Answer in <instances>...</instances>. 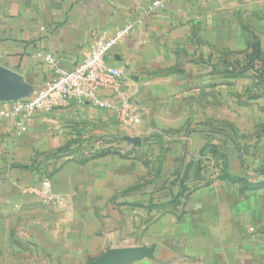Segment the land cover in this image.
<instances>
[{
  "label": "crops",
  "instance_id": "obj_1",
  "mask_svg": "<svg viewBox=\"0 0 264 264\" xmlns=\"http://www.w3.org/2000/svg\"><path fill=\"white\" fill-rule=\"evenodd\" d=\"M152 1L0 0V112L52 79L44 54L70 68ZM162 1L109 53L119 91L100 92L138 124L78 101L22 128L0 117V264H264L227 187L192 175L210 145L230 147L231 126L264 111L254 71L241 69L251 43L264 49V0ZM44 177L54 205L27 190Z\"/></svg>",
  "mask_w": 264,
  "mask_h": 264
},
{
  "label": "built area",
  "instance_id": "obj_2",
  "mask_svg": "<svg viewBox=\"0 0 264 264\" xmlns=\"http://www.w3.org/2000/svg\"><path fill=\"white\" fill-rule=\"evenodd\" d=\"M164 6L165 3L162 0L152 1L137 21L128 22L113 32L98 33L81 59L70 68L63 66L54 55L44 54L43 60L53 72L52 79L31 98L14 101L11 110L1 111L0 117L15 116L18 119L19 127L22 128L26 120L38 111L66 107L72 101H78L86 102L94 107L114 110L125 126L131 127L138 124L140 118L126 101L115 102L102 99L100 92L103 90L118 92L120 88L121 70L109 61L111 50L133 32L144 18ZM98 152L100 150L92 148V146L86 150L89 155ZM27 190L39 196L45 204L54 205L58 202L48 177L27 187Z\"/></svg>",
  "mask_w": 264,
  "mask_h": 264
},
{
  "label": "rangeland",
  "instance_id": "obj_3",
  "mask_svg": "<svg viewBox=\"0 0 264 264\" xmlns=\"http://www.w3.org/2000/svg\"><path fill=\"white\" fill-rule=\"evenodd\" d=\"M259 48L256 42L249 45L241 69L245 67L246 71H254L251 78L258 85V89L262 88L264 94V49L259 54ZM261 65L263 69L257 73L256 67ZM256 92L259 90L249 95L254 96ZM248 120L250 123L242 132L238 131L235 125L229 128L230 147L227 146V140H220L208 148L213 156L194 160L195 166L198 163L200 169L192 175L202 186L220 183L227 187L228 195L235 199L236 206L241 207L243 221L240 223L242 230L247 234V243L255 247V256L264 262V111L253 120ZM219 129L222 128L217 127V133H221ZM225 148H231L229 154ZM230 161L232 164L239 163L238 175L229 169ZM195 168L197 170L198 167ZM183 175L188 176L187 173Z\"/></svg>",
  "mask_w": 264,
  "mask_h": 264
},
{
  "label": "trees",
  "instance_id": "obj_4",
  "mask_svg": "<svg viewBox=\"0 0 264 264\" xmlns=\"http://www.w3.org/2000/svg\"><path fill=\"white\" fill-rule=\"evenodd\" d=\"M262 69H263V65H261V66H257V67H256V72L259 73V72L262 71Z\"/></svg>",
  "mask_w": 264,
  "mask_h": 264
},
{
  "label": "water",
  "instance_id": "obj_5",
  "mask_svg": "<svg viewBox=\"0 0 264 264\" xmlns=\"http://www.w3.org/2000/svg\"><path fill=\"white\" fill-rule=\"evenodd\" d=\"M136 143H138V142H136Z\"/></svg>",
  "mask_w": 264,
  "mask_h": 264
}]
</instances>
